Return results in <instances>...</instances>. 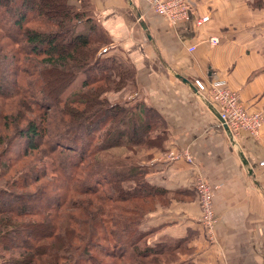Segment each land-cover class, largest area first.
Listing matches in <instances>:
<instances>
[{
  "label": "trees",
  "instance_id": "1",
  "mask_svg": "<svg viewBox=\"0 0 264 264\" xmlns=\"http://www.w3.org/2000/svg\"><path fill=\"white\" fill-rule=\"evenodd\" d=\"M79 1L0 0V51L8 59L0 55V63L13 77L0 81V96L17 107L0 115V264H164L156 256L173 248L150 243L152 229L141 225L153 208L145 205L168 197L149 181L147 157L116 165L99 154L160 149L165 124L137 91L140 99H113L136 85L133 67L111 55L90 0ZM100 80L107 84L92 88ZM55 107L67 117L49 120ZM12 124L26 146L10 157Z\"/></svg>",
  "mask_w": 264,
  "mask_h": 264
},
{
  "label": "crops",
  "instance_id": "2",
  "mask_svg": "<svg viewBox=\"0 0 264 264\" xmlns=\"http://www.w3.org/2000/svg\"><path fill=\"white\" fill-rule=\"evenodd\" d=\"M189 1L193 14L173 24L144 0H90L111 53L130 63L138 94L165 124V141L153 151L165 156L145 164L169 201L147 214L144 230L165 249L186 241L190 255L179 264H264V118L256 135L234 134L218 120L208 91L194 85L226 79L242 107L264 115V0ZM198 173L213 188L211 232L199 220Z\"/></svg>",
  "mask_w": 264,
  "mask_h": 264
},
{
  "label": "built area",
  "instance_id": "3",
  "mask_svg": "<svg viewBox=\"0 0 264 264\" xmlns=\"http://www.w3.org/2000/svg\"><path fill=\"white\" fill-rule=\"evenodd\" d=\"M149 9L162 15L168 23L185 20L194 12V8L189 0H144ZM206 16L200 17L198 21H205ZM197 21V22H198ZM209 42L214 44L216 37H211ZM194 46H190L189 50ZM194 85L198 92L207 90L210 99L217 104L220 118L226 124L227 129L234 134L239 131H247L256 135L262 125L261 115L251 113L246 107H242L239 101V94L228 85L226 79H212L208 85L202 80H195ZM174 157H185L188 161L191 156L188 153H176ZM264 160L260 162L263 164ZM194 188L198 195V203L201 209L202 224L207 227L208 231L214 228L216 215L213 209V188L206 178L198 173L194 176Z\"/></svg>",
  "mask_w": 264,
  "mask_h": 264
},
{
  "label": "rangeland",
  "instance_id": "4",
  "mask_svg": "<svg viewBox=\"0 0 264 264\" xmlns=\"http://www.w3.org/2000/svg\"><path fill=\"white\" fill-rule=\"evenodd\" d=\"M85 1L86 0H82L81 4H83ZM69 2L72 3L73 5H75L76 7H79V5H80V1L79 0H69ZM260 6L262 7L263 5H261V3H260ZM206 17L208 18V16H206ZM34 22L35 21H33V20H31V22L30 21H26V23H27L26 25L29 26V27H33L34 26ZM0 38H4L3 35H2L1 28H0ZM101 44H102V42L100 41L98 43H95V46L99 48L101 46ZM0 52H2V53H0V55L4 56L3 58H5V59H3V58L0 57V59H3V61H7L8 59H7V55H5V52L4 51H0ZM109 52L111 53V50ZM110 53H109V55H110ZM111 55H116L117 57L123 58L124 61L126 60L124 58V56H122V54H120L118 52V50L114 51V53H111ZM125 63H127L129 65V62H125ZM3 70H5V72ZM9 72L10 71H8L7 69H5L4 63L3 62L0 63V75H1L0 76V81L4 80V76H8V77H10V79H12L13 77L10 76V73ZM82 77H83V75L77 76V78H75L71 82V85H69V87H67L61 93V96H64L65 97L66 95H68L71 92V89L73 88V86H75L76 84H79L78 82L82 79ZM52 84H53L54 91H55L54 93L57 94L61 89H58L57 90V88H58V84L57 83H52ZM106 84L107 83L105 81L100 80V82H94V83H92V88L93 87H97V86L104 87V85H106ZM109 85H111V84H109ZM136 91H138L136 85L134 86L133 84H129L127 86V89L126 90H124V91H122L120 93H117L115 95V97H113V99L114 100L115 99L118 100V99H124V98H126V99L129 100V98H131V99L132 98H135V92ZM108 95H113V94H108ZM140 96L144 100V95L142 96V94L140 93ZM0 99H1L0 100V115H1V113H5V112L9 111V109H12L14 111L17 108L16 105H14L12 108L8 106L7 100H10L12 98L4 99L3 97L0 96ZM136 99H140L139 96H137L134 100H136ZM5 100H6V102H5ZM134 100H133V102H134ZM111 101H112V97H111ZM56 109L57 108L55 107V108H52L50 111H48V113H49V116H48L49 120H53L54 121L56 119L58 120L59 118H62L63 114L60 113V112L57 113V110ZM250 112L251 113H257L259 116L261 115V121L263 123V118H264L263 112H261V111H259V112H257V111H250ZM30 113L31 112H29V114ZM63 117H67V116H63ZM25 119H26V121L23 119V122L21 124H24V122H27L28 121V117L27 116H25ZM152 121L153 120H151V122ZM11 128H13V124H12V127ZM13 129H14V132H15V134H13V137H15V135H16V137H15V140L13 139L14 140L13 141V145H11V146L9 145L10 147L8 146L9 147L8 148V152H9L8 153V156H10V157H12V155H16V152L17 151L18 152H21V150L23 148H25V146H26V142H25L24 138H22V136H19V135L17 136V134H19V131L18 130L15 131L16 128H13ZM154 142L156 143V141H154ZM159 150L160 149L157 146L143 147L141 150H138L136 152V154H133L132 153V149L131 150H128V149H125L123 147L122 148L116 147V148L106 149V150L102 151L99 155H100L102 161L109 162V163H115L117 165V163H121L125 159L127 160V163H131V162H134L135 163L138 159H142V158L144 159L145 157H147V158L144 159L146 161H149L150 159H155V158L160 159V157L165 156V153L160 151L159 154H156L155 155L154 152L155 151L156 152H159ZM38 154H40V152L39 153L32 152V156H37ZM3 157H6V156H3ZM31 159H32L31 157L30 158H27L26 161H28V163H29L31 161ZM45 162L47 163L46 169L48 170L49 175L50 176H53L52 170L49 169L50 159L46 158L45 160H42V166L45 165ZM39 165L40 164H36V167L39 166ZM162 200H163L162 201L163 204L165 202L167 203L169 201L168 197H167V199L166 198H164V199L162 198ZM130 202L132 203L134 201H130ZM123 203H125L126 205H129V206L131 204V203H128V202H123ZM155 203H157V201H155ZM163 204H161V205H163ZM161 205H157V204L153 205L152 202H150V203H147V205H145V209L152 208L153 207L152 209H149L148 214H150L151 212H154L153 210H155L156 208H158ZM200 218H201V216L199 217V220H200ZM145 222H146V219L143 220L142 223H141L142 229H144V227H145L144 226ZM200 222L202 224V221H200ZM203 226H204V224H203ZM205 227H204V229H205ZM145 231H147V230H145ZM148 231H149V229H148ZM145 238L146 239L148 238L149 239V242L150 243L151 242L153 243V240L150 239V234H148ZM188 252H189V249L187 248L186 241H182L181 243H179V245L177 246L176 249H173V250L169 251V253H163V255H158L156 257H158V258L162 257V259L165 258V260H167L168 262H166L164 264H175V263H177V261H179V259L187 258L190 255Z\"/></svg>",
  "mask_w": 264,
  "mask_h": 264
},
{
  "label": "water",
  "instance_id": "5",
  "mask_svg": "<svg viewBox=\"0 0 264 264\" xmlns=\"http://www.w3.org/2000/svg\"><path fill=\"white\" fill-rule=\"evenodd\" d=\"M217 117H218V120H219L220 122H222L224 128H227L226 124H225V123L223 122V120L220 118L219 114L217 115Z\"/></svg>",
  "mask_w": 264,
  "mask_h": 264
}]
</instances>
